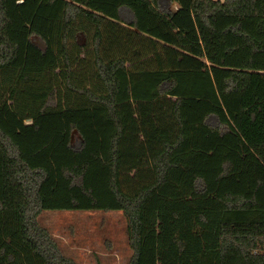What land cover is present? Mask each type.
<instances>
[{
  "label": "trees",
  "instance_id": "16d2710c",
  "mask_svg": "<svg viewBox=\"0 0 264 264\" xmlns=\"http://www.w3.org/2000/svg\"><path fill=\"white\" fill-rule=\"evenodd\" d=\"M43 211L264 264V0H0V264H76Z\"/></svg>",
  "mask_w": 264,
  "mask_h": 264
},
{
  "label": "rangeland",
  "instance_id": "374dc122",
  "mask_svg": "<svg viewBox=\"0 0 264 264\" xmlns=\"http://www.w3.org/2000/svg\"><path fill=\"white\" fill-rule=\"evenodd\" d=\"M38 223L76 264H129L132 250L120 211H43Z\"/></svg>",
  "mask_w": 264,
  "mask_h": 264
}]
</instances>
